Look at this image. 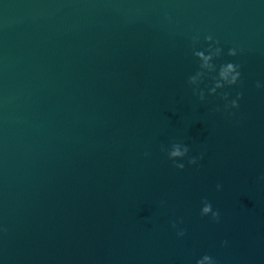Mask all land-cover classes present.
Here are the masks:
<instances>
[{
	"label": "water",
	"instance_id": "95a60500",
	"mask_svg": "<svg viewBox=\"0 0 264 264\" xmlns=\"http://www.w3.org/2000/svg\"><path fill=\"white\" fill-rule=\"evenodd\" d=\"M0 225L2 264H264V0H0Z\"/></svg>",
	"mask_w": 264,
	"mask_h": 264
},
{
	"label": "clouds",
	"instance_id": "9594fccd",
	"mask_svg": "<svg viewBox=\"0 0 264 264\" xmlns=\"http://www.w3.org/2000/svg\"><path fill=\"white\" fill-rule=\"evenodd\" d=\"M219 52H220V49L217 48L215 52H211L209 55H204V53L202 52H196L195 56L201 61V68L211 70L212 65L210 64V61L212 60L213 55H218ZM228 55L234 56L236 55V52L233 49H229ZM201 75L202 73H197L196 76L191 78L190 82L195 83ZM239 76H240V72L238 71V66H234L232 63L221 65V67L219 68L217 72L216 82L214 83V86L212 87V89H210V94L211 92H214L215 89L217 88H221L225 85L230 86V85L235 84ZM259 86L260 85L258 84L257 87ZM237 99H239V96H237ZM231 107L232 108L237 107L236 100H233L231 102ZM182 154L183 153L179 149L174 148L169 153V156L178 157V156H181ZM209 210H210L209 207L205 206L202 209V214H207ZM213 215L215 216V213ZM4 231H5L4 227L0 225V232H4ZM0 264H2V262H0ZM197 264H213V262L208 256H204L201 260L197 261Z\"/></svg>",
	"mask_w": 264,
	"mask_h": 264
}]
</instances>
